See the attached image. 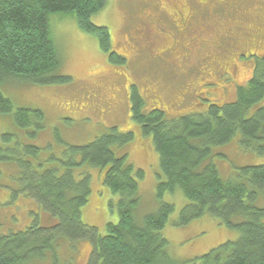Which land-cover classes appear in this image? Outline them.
<instances>
[{
  "label": "rangeland",
  "instance_id": "1",
  "mask_svg": "<svg viewBox=\"0 0 264 264\" xmlns=\"http://www.w3.org/2000/svg\"><path fill=\"white\" fill-rule=\"evenodd\" d=\"M205 3L203 15L196 17L181 37L182 41L187 38L188 41L161 59L153 52L169 51L174 40L180 39L179 33L175 39L169 33L173 27L166 22L167 16L174 18L175 10L188 15L197 6L190 0H107L106 7L92 17V23L109 30L112 52L126 59L124 65L112 64L109 54L101 50L98 38L83 32L72 15L49 16L51 40L61 59L54 75L70 77L71 81L41 86L13 78L0 85V92L13 105L10 114H0L2 233L26 231L39 214L37 204L23 191V164H31L33 172L48 169L63 172L62 161L69 156V146L88 144L116 127L123 134L134 132L135 139L122 147L113 146L112 150L118 157L126 154L128 163L145 173L139 181L136 221L142 223L163 202L175 207L166 227L160 231L169 242L172 258L187 262L239 238L237 231L209 216L184 227L176 225L190 201L180 190L158 199V184L165 180L160 156L152 139L141 136L131 118L132 86L138 88L147 112L159 109L165 112L166 119H178L207 112L211 104L222 106L233 102L237 87L247 85L253 77L256 58L264 55V44L257 39L262 33L264 40V0H205ZM228 23L235 48L220 45L222 37H215L223 34ZM200 32L210 36L209 46L204 48L210 61L195 55L182 57L184 46L186 51L191 45L200 47ZM218 45L230 50V54L215 51ZM241 53L248 55L239 56ZM261 107L264 100L248 116ZM19 109L40 111L43 117L39 119L30 112V126L23 128L15 121ZM5 135L11 138L4 140ZM211 162L222 179L236 180L240 168L263 165L264 155L252 146L242 145V135L237 133L229 144L213 149ZM102 172L90 169L92 192L82 209V220L105 236L107 225L117 224L119 219L117 207L113 206L117 197L103 185ZM256 204L264 208V195L258 197ZM42 222L46 224V216ZM91 252L92 246L86 240L71 243L61 238L54 257L49 254L39 264H87Z\"/></svg>",
  "mask_w": 264,
  "mask_h": 264
},
{
  "label": "trees",
  "instance_id": "2",
  "mask_svg": "<svg viewBox=\"0 0 264 264\" xmlns=\"http://www.w3.org/2000/svg\"><path fill=\"white\" fill-rule=\"evenodd\" d=\"M106 4L107 0H0V85L13 78L41 86L71 81L54 75L61 59L50 36L52 14L72 15L83 32L98 38L112 64L124 65L126 59L112 52L109 30L92 23ZM253 71L248 84L237 87L233 102L211 104L207 112L178 119H166L159 109L147 112L138 88L132 86L130 92L131 118L141 136L152 139L160 156L165 180L158 184V199L180 190L190 201L176 225L184 227L209 216L237 231L236 241L187 262L172 258L169 242L160 231L175 207L163 202L142 223L136 221L139 181L145 173L129 164L126 154L118 157L112 150L128 145L135 133L123 134L112 127L88 144L69 146L63 172H33L31 164H23V191L37 204L39 214L24 232L0 231V264H39L49 254L54 257L61 238L71 243L88 241L92 252L87 264H264V208L256 204L264 195V164L240 168L236 180H224L211 162L213 149L229 144L237 133L242 135V145L264 155V107L248 116L264 100V55L256 58ZM12 111L11 101L0 92V114ZM30 112L43 117L40 111L19 109L17 125L30 126ZM10 138L4 136V140ZM91 168L103 170V185L117 197L113 206L119 222L109 223L105 236L82 220L92 192Z\"/></svg>",
  "mask_w": 264,
  "mask_h": 264
},
{
  "label": "flooded vegetation",
  "instance_id": "3",
  "mask_svg": "<svg viewBox=\"0 0 264 264\" xmlns=\"http://www.w3.org/2000/svg\"><path fill=\"white\" fill-rule=\"evenodd\" d=\"M190 3L192 5H194V6H197V8H193L191 13H189L188 15L183 14V12L180 11V10H175V12L173 14L174 18H172V17L170 18V15L167 16L168 18H167L166 22H168V24L173 27L172 28L173 32H171V30H170L169 33L172 35V37L174 39L177 38L176 37L177 33H179L180 34V39L179 40H174L173 48L170 49L169 51L161 50L159 54L156 53V52H153V54L156 57L161 58V59H165L171 54L172 50L180 48L181 44L186 43L188 41V38L182 41L181 37L184 36L185 33L190 29L192 21L196 17L199 18L201 15H203L202 10L207 5L206 4L207 1L205 3V0H190ZM163 11H165L164 8H163ZM231 22H233V21L231 20ZM229 24L230 23H228V25L225 26V30L222 32L223 33L222 35L218 33L215 37H222V39L220 38L222 40L221 41L222 44H220V45L226 46L228 48H235V45L231 41L232 40V32H231V28L232 27H230ZM200 33H201V35H200ZM200 33H199V35H200L201 41H202V42H200V47L199 48H195L194 46L191 45L190 49H188L186 51V48H185L186 46H184V54L182 55V57H188V56L195 55V56L202 57V60H206L207 59V60L210 61L211 57H210V55L208 53H206L207 49H204V48H207L209 46L207 44V42L209 41L208 39H210V36H205V35H203L202 32H200ZM257 39L259 41H262V43L264 44V40L262 39V33L258 34ZM220 45H218L217 48H215V51L220 50V52H222L224 54H230V52H231L230 50L226 51L224 49V47H220ZM241 55L242 56H247L248 54H245V53L239 54V56H241Z\"/></svg>",
  "mask_w": 264,
  "mask_h": 264
},
{
  "label": "bare ground",
  "instance_id": "4",
  "mask_svg": "<svg viewBox=\"0 0 264 264\" xmlns=\"http://www.w3.org/2000/svg\"><path fill=\"white\" fill-rule=\"evenodd\" d=\"M256 186V185H255Z\"/></svg>",
  "mask_w": 264,
  "mask_h": 264
}]
</instances>
